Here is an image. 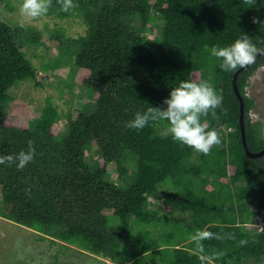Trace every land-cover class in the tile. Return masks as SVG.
I'll return each instance as SVG.
<instances>
[{"label": "trees", "instance_id": "obj_1", "mask_svg": "<svg viewBox=\"0 0 264 264\" xmlns=\"http://www.w3.org/2000/svg\"><path fill=\"white\" fill-rule=\"evenodd\" d=\"M73 3L62 12L52 0L59 18L72 16L83 25L70 42L78 48L74 80L90 89L96 106L93 113L68 115L60 139V112L48 99L32 127L8 113L9 88L38 74L16 43L17 32L0 20V155L27 151L29 140L36 152L22 170L0 164V215L29 228L39 224L46 235L116 264H202L190 241L198 229L225 237L203 241L205 254L222 253L212 264H264V234L251 225L264 211V155H246L234 72L222 71L210 55L212 46L230 45L242 32L264 47V24L252 22L254 16L264 20V0L254 7L243 0ZM263 64L260 56L236 79L251 152L264 149V136L261 122L249 118L253 99L245 87ZM184 80L207 81L223 93L227 115L217 109L219 119L202 118L222 137L208 155L174 141L167 122L140 131L126 127L149 105L166 107L163 100ZM109 166L129 181H111ZM167 182L175 191H158ZM155 193L162 197L160 210L148 208ZM176 212L190 214L189 222L180 224ZM111 217L118 222L111 224ZM166 224L170 228L160 230Z\"/></svg>", "mask_w": 264, "mask_h": 264}, {"label": "rangeland", "instance_id": "obj_2", "mask_svg": "<svg viewBox=\"0 0 264 264\" xmlns=\"http://www.w3.org/2000/svg\"><path fill=\"white\" fill-rule=\"evenodd\" d=\"M21 3L22 0H6L2 3L0 20L17 32L16 43L36 68L38 77L36 81L17 82L9 88L7 94L11 99L6 107L11 116H22L32 127L48 99L60 112L56 136L60 139L66 133L68 115L76 109L93 113L96 106L90 89L74 80V58L78 48L70 42L83 34V25L72 16L59 18L54 5L47 15L35 20L28 19L20 14ZM201 76H206V72ZM245 93L253 99L249 118L251 121L261 122L264 136V64L249 77ZM130 168L134 169L133 166ZM107 171L108 178L119 186H124V180L129 181L127 177L119 178L110 166ZM157 189L175 191L168 182ZM148 208H162L160 193L149 198ZM173 217L182 225L190 220L188 213L176 212ZM109 221L111 224L118 222L115 217L109 218ZM260 224L264 227V223L258 222L256 218L251 221V225L258 231ZM168 228L169 224L160 226V230ZM45 233V229L39 224L29 228L0 215V264H116L109 259L91 255L76 245L62 243L52 232L48 235ZM140 260L143 263L145 261L143 258Z\"/></svg>", "mask_w": 264, "mask_h": 264}, {"label": "clouds", "instance_id": "obj_3", "mask_svg": "<svg viewBox=\"0 0 264 264\" xmlns=\"http://www.w3.org/2000/svg\"><path fill=\"white\" fill-rule=\"evenodd\" d=\"M61 11L68 12L77 5L73 0H57ZM245 5L254 7L257 0H243ZM52 7V0H22L20 14L28 19L35 20L48 14ZM254 24H264L260 17H252ZM24 27V24L20 25ZM210 55L220 61L219 67L225 72H235L252 65L258 56H264V47H258L254 38L243 33L232 44L227 46L214 45L210 49ZM161 106H150L143 112H136L133 119L127 122L126 127L133 130H143L153 122H167L166 134L174 141L186 145L196 152L204 155L210 154L213 146L222 143L220 132L210 127L202 118L211 115L212 119H219L217 109L224 115L227 110L223 107V93L207 81L184 80L178 86L171 89L169 97L164 99ZM36 156L34 142L28 141V150H21L15 155H0V164L16 165L22 170ZM30 194V189L25 190ZM225 237L219 233H213L206 229H198L190 237L195 244L194 253L200 258L202 264H212L214 259H219L222 253H214L209 256L205 254L203 241L210 239L221 240Z\"/></svg>", "mask_w": 264, "mask_h": 264}, {"label": "water", "instance_id": "obj_4", "mask_svg": "<svg viewBox=\"0 0 264 264\" xmlns=\"http://www.w3.org/2000/svg\"><path fill=\"white\" fill-rule=\"evenodd\" d=\"M260 56H258L257 58H259ZM248 67V66H246ZM246 67L242 68V69H237L232 77V86L234 89V93L236 98L239 101V125H240V132H241V141L243 144V147L245 149L246 155L250 158H257L260 157L262 155H264V149L258 151V152H251L249 151L247 145H246V141H245V127H244V101H243V97L241 95V93L239 92L237 85H236V79H237V75L240 73V71L244 70Z\"/></svg>", "mask_w": 264, "mask_h": 264}, {"label": "built area", "instance_id": "obj_5", "mask_svg": "<svg viewBox=\"0 0 264 264\" xmlns=\"http://www.w3.org/2000/svg\"><path fill=\"white\" fill-rule=\"evenodd\" d=\"M255 218H256V220H258V222L264 223V211L261 210L258 214L255 215ZM260 227L261 228H260L259 232H262L264 234V227L261 226V224H260Z\"/></svg>", "mask_w": 264, "mask_h": 264}]
</instances>
